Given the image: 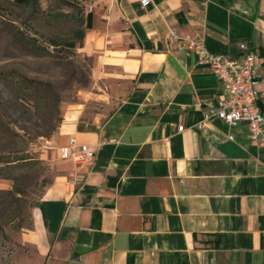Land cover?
I'll return each instance as SVG.
<instances>
[{
  "label": "crops",
  "instance_id": "0c3cea01",
  "mask_svg": "<svg viewBox=\"0 0 264 264\" xmlns=\"http://www.w3.org/2000/svg\"><path fill=\"white\" fill-rule=\"evenodd\" d=\"M88 2L89 84L40 142L53 178L31 225L5 229L0 264H264V147L246 124L198 129L224 88L171 34L226 58L257 52L264 111V0ZM71 138L95 158H62Z\"/></svg>",
  "mask_w": 264,
  "mask_h": 264
},
{
  "label": "rangeland",
  "instance_id": "374dc122",
  "mask_svg": "<svg viewBox=\"0 0 264 264\" xmlns=\"http://www.w3.org/2000/svg\"><path fill=\"white\" fill-rule=\"evenodd\" d=\"M12 1L0 0V71L20 70L37 95L23 93L25 97L19 101L13 100L10 128L20 135L21 140L15 142L12 139L11 142L15 144L9 150L15 154L11 157L27 155L40 162L32 171L26 169L20 173H3L22 177L18 188L24 191L21 199L25 202L24 211L16 224L5 227L18 230L21 225H29V204L39 200L53 178L50 168L39 159L40 142L55 134L56 131L48 137L46 131L52 127L56 129L59 121H62L63 104L73 100L78 89L88 86L90 60L79 53V47L74 50L49 47L57 57L54 59L25 55L17 44L11 23L26 30L29 35L36 34L42 42L47 43L52 38H73L76 30L83 29L81 20L91 10L87 6L88 0H40L43 13L34 17L29 26V12L13 6ZM47 46L50 45L47 43ZM0 90H4L5 97L9 96L3 84H0ZM10 182L13 189L14 183ZM9 250L8 240L0 237V260L5 259Z\"/></svg>",
  "mask_w": 264,
  "mask_h": 264
},
{
  "label": "trees",
  "instance_id": "16d2710c",
  "mask_svg": "<svg viewBox=\"0 0 264 264\" xmlns=\"http://www.w3.org/2000/svg\"><path fill=\"white\" fill-rule=\"evenodd\" d=\"M12 5L29 12V16L27 17L29 26H31V22L34 17L40 16V14L43 13L40 0H13ZM92 21L93 13L89 12L81 20V23L84 25L83 29L76 30L73 38L65 40L58 38L49 39L47 43L50 46H47L46 42H42L36 34L29 35L26 30H21L13 23H11V27L16 35L17 44L25 55L38 57L39 59L45 57L54 59L57 57L53 54L49 47H54L56 49L59 48L61 50H74L77 47H83L82 43L84 41L85 31L86 29H90L92 27ZM25 80V75L18 69L14 68L9 71H0V84H3L5 90L9 93V96L5 97L4 90H0V177L14 183V187L11 191H0V237L5 238L6 240H8V238L5 233V227H12L18 222L24 211L25 202L21 200L24 191L18 188V184L22 181V177L19 175H3V173L6 174L8 171L20 173L26 169L32 171L35 165L40 163L38 160L32 159L27 155L11 157L15 154L9 150V148L13 146L16 141L21 140L20 135L16 134L15 131H12L10 128L11 122L9 119L10 111L14 108L13 100L19 101L25 97L26 94L24 95L23 93H31L34 96L37 95L32 86H29ZM61 122L62 121H59L56 129H58ZM56 129L53 127L47 129L46 135L51 137ZM12 139L15 140V142H11ZM37 203L38 201L33 204H29V208L31 209L35 207ZM30 225L31 219L28 226L21 225L18 228H27Z\"/></svg>",
  "mask_w": 264,
  "mask_h": 264
},
{
  "label": "built area",
  "instance_id": "2783aa9c",
  "mask_svg": "<svg viewBox=\"0 0 264 264\" xmlns=\"http://www.w3.org/2000/svg\"><path fill=\"white\" fill-rule=\"evenodd\" d=\"M139 1L146 8L154 0ZM171 34L175 40L183 42L188 50L199 56L200 64L211 68L224 88V99L217 107L208 108L198 129H202L204 124L213 117L219 118L231 127L246 124L251 139L264 147V111L259 103L261 81L256 70L260 63V55L250 50L246 43H242L239 46L242 52L241 59L226 58L209 53L200 39L182 37L174 30ZM76 142L75 138H71L68 144L61 148L62 158L73 159L77 163L95 158V150L88 145Z\"/></svg>",
  "mask_w": 264,
  "mask_h": 264
}]
</instances>
